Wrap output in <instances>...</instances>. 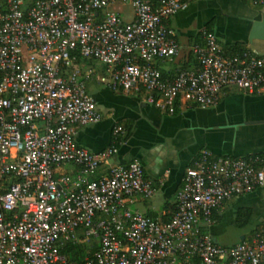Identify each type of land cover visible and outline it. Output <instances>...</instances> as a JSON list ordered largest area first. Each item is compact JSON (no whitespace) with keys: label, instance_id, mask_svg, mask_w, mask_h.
Here are the masks:
<instances>
[{"label":"built area","instance_id":"1","mask_svg":"<svg viewBox=\"0 0 264 264\" xmlns=\"http://www.w3.org/2000/svg\"><path fill=\"white\" fill-rule=\"evenodd\" d=\"M194 1L208 0H0V264H264V226L231 246L207 231L224 203L264 186L261 158L199 150L161 220L129 208L154 193L140 163L107 166L122 127L96 153L74 140L101 120L83 83L87 61L109 91L141 94L168 115L211 107L225 88L264 94V56L227 55L205 29L191 47L195 70L167 78L155 68L178 50L165 21ZM124 5L129 21L116 10ZM93 243L79 263L60 252Z\"/></svg>","mask_w":264,"mask_h":264},{"label":"crops","instance_id":"2","mask_svg":"<svg viewBox=\"0 0 264 264\" xmlns=\"http://www.w3.org/2000/svg\"><path fill=\"white\" fill-rule=\"evenodd\" d=\"M121 16L129 21L130 10L127 16ZM262 19L264 2L261 5H253L248 0L191 2L164 23L178 45L176 55L169 60L155 61L154 66L167 78L181 69L195 70L191 47L200 42L203 29L215 36L225 54L229 55L234 48L264 56V39L249 40L252 25ZM86 66L94 67L92 63ZM95 70L83 75V83L101 120L77 128L74 140L79 147L96 153L112 144L114 126L124 129L107 166L136 160L154 189L151 198H138L130 204L131 210L147 217L168 219L174 210L183 171L191 166L201 149L214 156H256L264 161V94H245L225 88L211 107L179 104L168 115L144 103L141 94L109 91L97 80L101 70ZM106 168L102 165L99 172H105ZM62 172L70 174L73 168L66 165ZM263 226L264 186L224 203L215 212L207 231L216 244L231 246L249 239Z\"/></svg>","mask_w":264,"mask_h":264},{"label":"trees","instance_id":"3","mask_svg":"<svg viewBox=\"0 0 264 264\" xmlns=\"http://www.w3.org/2000/svg\"><path fill=\"white\" fill-rule=\"evenodd\" d=\"M240 52L241 50L232 48L231 52H229V55L234 54V53H240ZM213 218H214V215L212 216V219ZM243 223L244 222H242L241 225ZM94 248H95L94 243L90 247L82 244V245H75V246H66L60 252L61 254L65 255L67 261L79 263L82 261L85 255H90L92 251L94 250Z\"/></svg>","mask_w":264,"mask_h":264},{"label":"water","instance_id":"4","mask_svg":"<svg viewBox=\"0 0 264 264\" xmlns=\"http://www.w3.org/2000/svg\"><path fill=\"white\" fill-rule=\"evenodd\" d=\"M252 38H259L264 39V19L260 20L259 22H255L252 25V29L249 35V40ZM213 243L216 244L214 238H212Z\"/></svg>","mask_w":264,"mask_h":264},{"label":"rangeland","instance_id":"5","mask_svg":"<svg viewBox=\"0 0 264 264\" xmlns=\"http://www.w3.org/2000/svg\"><path fill=\"white\" fill-rule=\"evenodd\" d=\"M116 10L117 11H119V12H121L122 14H124L125 16H127L128 15V12H129V6L128 5H124V6H117L116 7ZM87 62H90V63H92V65L94 66L93 67V70H95V69H102L101 68V65L99 64V63H97L96 61H87ZM95 68V69H94ZM95 71H97V70H95ZM234 89V88H233ZM236 90V89H235Z\"/></svg>","mask_w":264,"mask_h":264}]
</instances>
